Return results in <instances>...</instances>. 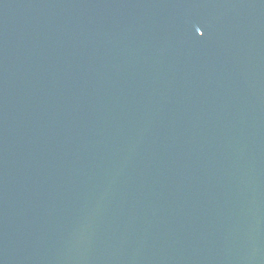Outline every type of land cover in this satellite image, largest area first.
I'll list each match as a JSON object with an SVG mask.
<instances>
[{"label":"water","instance_id":"obj_1","mask_svg":"<svg viewBox=\"0 0 264 264\" xmlns=\"http://www.w3.org/2000/svg\"><path fill=\"white\" fill-rule=\"evenodd\" d=\"M0 264H264V0H0Z\"/></svg>","mask_w":264,"mask_h":264},{"label":"snow or ice","instance_id":"obj_2","mask_svg":"<svg viewBox=\"0 0 264 264\" xmlns=\"http://www.w3.org/2000/svg\"><path fill=\"white\" fill-rule=\"evenodd\" d=\"M197 31H199V29H197Z\"/></svg>","mask_w":264,"mask_h":264}]
</instances>
